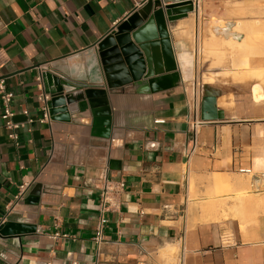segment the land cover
I'll return each instance as SVG.
<instances>
[{"label":"crops","instance_id":"0c3cea01","mask_svg":"<svg viewBox=\"0 0 264 264\" xmlns=\"http://www.w3.org/2000/svg\"><path fill=\"white\" fill-rule=\"evenodd\" d=\"M191 1L193 11L168 22L180 82L158 91L98 87L92 108L61 121L39 98L41 71L87 76L83 49L145 0H0V80L18 125L15 144L0 99V225L24 231L0 234V264H264V214L243 230L235 200L247 186H264V100L235 95L223 120L192 130L178 60L188 44L182 32L238 0ZM94 114L110 117L108 137ZM104 176L124 186L118 208L104 213L97 254Z\"/></svg>","mask_w":264,"mask_h":264},{"label":"water","instance_id":"95a60500","mask_svg":"<svg viewBox=\"0 0 264 264\" xmlns=\"http://www.w3.org/2000/svg\"><path fill=\"white\" fill-rule=\"evenodd\" d=\"M194 10L191 0L164 4L162 0H145L114 26L92 48L82 51L87 76L71 79L49 70L40 73L50 118L69 121L72 114L91 105L98 87L114 88L125 84L145 85L158 91L175 86L182 79L168 31V22L185 17ZM146 80V82H145ZM220 90L202 85L199 103L201 121H221L224 111L217 105ZM93 111V109H92ZM94 128L109 136L110 117L93 115ZM11 222L0 225V234L13 236L24 231L12 228ZM32 231V230H31Z\"/></svg>","mask_w":264,"mask_h":264},{"label":"rangeland","instance_id":"374dc122","mask_svg":"<svg viewBox=\"0 0 264 264\" xmlns=\"http://www.w3.org/2000/svg\"><path fill=\"white\" fill-rule=\"evenodd\" d=\"M255 3L260 6L255 9L246 8ZM224 5L225 9L219 15L212 13L200 18L196 30L183 31L188 44L180 48V53H186L189 59L188 63L181 65L185 74L184 83L189 87V97L197 89L201 91V96L202 85L205 81L210 82L211 86L225 93L218 100L220 108L229 107L228 103L232 102L235 95L251 96L253 88L257 87L262 92L259 99L264 100V0H238L231 5L229 2ZM226 25H229L228 32L233 29L242 38L245 34L254 37L253 48H248L249 42H252L250 39L245 50L240 49L231 38L226 40L219 31ZM246 61L249 62L248 67L244 65ZM221 99L226 103H221ZM224 188L222 185L216 190L224 192ZM237 198L238 208L241 209L237 219L244 230L256 220L257 213L259 216L264 214V186L257 189L247 187L236 195L235 200ZM248 198L253 200L249 202Z\"/></svg>","mask_w":264,"mask_h":264},{"label":"built area","instance_id":"2783aa9c","mask_svg":"<svg viewBox=\"0 0 264 264\" xmlns=\"http://www.w3.org/2000/svg\"><path fill=\"white\" fill-rule=\"evenodd\" d=\"M200 90L197 89L187 100V113L186 119L188 122H191L192 130H196V126L202 122L199 120V103H200ZM13 98V94L6 90L4 81L0 80V99L2 102V114L1 117L4 121V126L8 129V137L17 144V134L14 132V129L18 127V125L12 120L13 112L10 108V102ZM40 99L46 101L48 95L45 93H40ZM46 118V114H44ZM28 121H31L30 119ZM160 121V120H157ZM124 183L122 181L111 182L107 179L106 176L103 177L102 186H101V203L98 210L97 216V225H96V234L94 236V240L97 247V254L100 253L101 244L104 242L103 239V227L105 222L104 213L110 209L118 208L119 201L116 200L115 196L119 194V191L123 188ZM20 191L16 196V199H20L22 197L23 189L25 185L19 186ZM49 264V263H48Z\"/></svg>","mask_w":264,"mask_h":264},{"label":"bare ground","instance_id":"6f19581e","mask_svg":"<svg viewBox=\"0 0 264 264\" xmlns=\"http://www.w3.org/2000/svg\"><path fill=\"white\" fill-rule=\"evenodd\" d=\"M260 5L259 4H249V5H247L246 6V8H248V9H255V8H258ZM228 28H229V25H226V26H224V27H222V28H220L219 29V31L224 35V38L226 39V40H228V38H231L233 41H235V42H237V46L241 49L242 48V50H245L246 48H247V44H248V39H250V40H252V42H249L250 43V45H249V47L248 48H250V49H252L253 48V39H254V37L252 38L249 34L247 35V34H245V37L244 38H242L241 37V35L240 34H238V33H236L235 32V30H233V29H230V31L228 32ZM178 31H176V33H177ZM252 43V44H251ZM176 60H177V58H176ZM178 60H179V62H180V66L183 64H186V63H188L189 62V59L187 58V56H186V54L185 53H180L179 54V56H178ZM182 65V66H183ZM244 65L245 66H249V62L248 61H246L245 63H244ZM183 72V71H182ZM182 76L183 77H185V74L184 73H182ZM204 84H210V82H207V81H205L204 82ZM260 95H262V92H261V90L257 87V88H253V96H254V98H256V99H258L259 98V96ZM221 103H226V101H224L223 99H221ZM231 104V101H229V103H228V105H230ZM248 187V186H247ZM246 187V188H247ZM239 200H241V199H239ZM264 200V199H263ZM247 201H249V202H251V200H247ZM237 202H238V198H237ZM260 202V201H259ZM243 203V201L241 202V204ZM235 206H236V201L233 203ZM234 206V207H235ZM239 206V205H238Z\"/></svg>","mask_w":264,"mask_h":264}]
</instances>
